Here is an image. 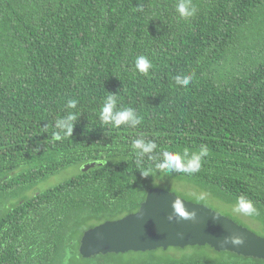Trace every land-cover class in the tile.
I'll return each instance as SVG.
<instances>
[{"label": "trees", "instance_id": "16d2710c", "mask_svg": "<svg viewBox=\"0 0 264 264\" xmlns=\"http://www.w3.org/2000/svg\"><path fill=\"white\" fill-rule=\"evenodd\" d=\"M191 2L196 15L182 18L179 0H0V264H91L94 256L78 253L82 233L137 211L164 177L234 207L250 200L257 211L245 215L264 229V0ZM139 56L151 62L147 74L135 68ZM178 75L193 79L181 86ZM112 93L118 110L141 117L135 128L100 120ZM71 99L75 109L66 108ZM69 112L72 136L54 140L55 121ZM141 136L157 144L152 160L132 147ZM202 145L209 154L199 171L156 168L163 151ZM88 162L97 165L82 172ZM156 250L106 256L264 264L222 251L212 261L123 259Z\"/></svg>", "mask_w": 264, "mask_h": 264}, {"label": "water", "instance_id": "95a60500", "mask_svg": "<svg viewBox=\"0 0 264 264\" xmlns=\"http://www.w3.org/2000/svg\"><path fill=\"white\" fill-rule=\"evenodd\" d=\"M96 165L88 162L80 169L85 172ZM192 213H196L195 218ZM233 234L242 236L244 243L239 246L219 243ZM205 245L216 252L264 260V237L203 204L160 188L148 189L137 211L86 229L80 238L78 253L82 258H90Z\"/></svg>", "mask_w": 264, "mask_h": 264}, {"label": "clouds", "instance_id": "9594fccd", "mask_svg": "<svg viewBox=\"0 0 264 264\" xmlns=\"http://www.w3.org/2000/svg\"><path fill=\"white\" fill-rule=\"evenodd\" d=\"M176 10L182 18L193 17L197 12V8L192 4L191 0H179V3L176 5ZM151 67V62L145 56L136 58L135 68L140 73L147 74ZM192 79V75H178L175 77L176 83L185 87L189 85ZM77 103V100L71 99L67 102L66 108L75 109ZM99 118L104 124L112 125L115 128H119L121 125H128L135 128L141 123V117L137 115L134 109H117V97L113 93L105 98ZM76 119L77 115L72 112L58 118L54 125L55 131L53 132V139L59 141L62 140L64 136H72ZM132 147L136 150V155L138 157L147 155L148 159L152 160L153 156L150 154L157 148V144L153 140L146 141L143 136H141V138L133 140ZM208 154L209 152L205 145H202L198 152L189 153V150L185 149L182 155L180 153L163 151L162 160L156 164V168L160 170L167 169L169 171L195 173L200 170L202 159L208 156ZM142 175L147 177L148 172H144ZM233 210L246 215H252L257 211L253 203L250 200H246L244 197L238 198ZM195 216L196 213H192V218H195ZM219 243L222 246L227 244L239 246L244 243V240L242 236L233 234L226 236L220 240Z\"/></svg>", "mask_w": 264, "mask_h": 264}, {"label": "rangeland", "instance_id": "374dc122", "mask_svg": "<svg viewBox=\"0 0 264 264\" xmlns=\"http://www.w3.org/2000/svg\"><path fill=\"white\" fill-rule=\"evenodd\" d=\"M75 170L70 167L56 175H54L53 177H51L50 179L48 178L47 180L43 181L41 184H39L37 188L34 189H30L28 190V195L33 194L34 192H38L41 190H44L46 188H48L49 186H52L56 183H58L59 181L69 177L72 173H74ZM151 188H160L162 190H165L166 192H172L175 195L186 199L188 201H192L195 203H199V204H203L207 207H209L210 209L218 212L219 214L228 217L230 219H237L235 220L237 223H239L241 226L247 228L249 231L253 232L254 234L258 235V236H262L264 237V235L260 234L261 232H259L260 228V224L256 221L251 220L250 218H248L244 213H239V212H235L234 206L224 203L218 199H215L214 197H212L210 194L205 193L203 191H200L196 188H194L193 186L177 181L175 179H170L169 177H164L161 179H155L154 180V187ZM149 188V189H151ZM13 200H11L10 203H12ZM262 231H264V229H261ZM167 252L164 253L165 251L162 249H157L156 252L151 253V254H135V253H127L123 256L124 260H129V261H138L141 258L143 259V257L147 258H158L161 260H168L172 257H183V258H193L194 260H204V261H212L215 259H219L221 258V253L222 252H215L213 249H211L208 246H203V247H185L184 251H182L183 249H179V248H167L166 249ZM228 256L225 257V259ZM94 260L92 261L91 264H115L117 262L120 261V257L118 256H112V255H97L94 256ZM92 260V259H91ZM74 264H86V262L78 257H75L73 260ZM132 264V263H130Z\"/></svg>", "mask_w": 264, "mask_h": 264}, {"label": "flooded vegetation", "instance_id": "af4514ba", "mask_svg": "<svg viewBox=\"0 0 264 264\" xmlns=\"http://www.w3.org/2000/svg\"><path fill=\"white\" fill-rule=\"evenodd\" d=\"M138 210V209H137Z\"/></svg>", "mask_w": 264, "mask_h": 264}]
</instances>
